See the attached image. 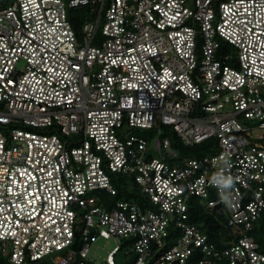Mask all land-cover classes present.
I'll list each match as a JSON object with an SVG mask.
<instances>
[{
	"label": "built area",
	"instance_id": "built-area-1",
	"mask_svg": "<svg viewBox=\"0 0 264 264\" xmlns=\"http://www.w3.org/2000/svg\"><path fill=\"white\" fill-rule=\"evenodd\" d=\"M188 1L0 0L3 264H90L97 239L115 243L97 264L128 241L134 264H264L249 235L264 210V0ZM161 127L215 149L177 159L166 137L132 133ZM113 174L145 202L99 205ZM190 199L230 246L189 221Z\"/></svg>",
	"mask_w": 264,
	"mask_h": 264
},
{
	"label": "trees",
	"instance_id": "trees-1",
	"mask_svg": "<svg viewBox=\"0 0 264 264\" xmlns=\"http://www.w3.org/2000/svg\"><path fill=\"white\" fill-rule=\"evenodd\" d=\"M82 12L83 11L81 10L76 11V13L75 11L68 12V18L73 26V29L76 32L78 31V25L82 23V21L79 20V16L80 14H82ZM148 132L150 135L152 134L151 130H149ZM167 138L170 142V148L173 149L178 155L177 159H180L182 157L197 159L213 153L215 149L214 138H210L198 145H194L191 147L183 146L172 131L168 133ZM172 161H174V159ZM112 183L114 188L116 189V194L111 196L102 192H98L97 196L100 198L99 205L108 207L109 205H113L118 201H131L137 203L138 205H141V202H145L144 197L139 193L130 177L113 174ZM188 214L189 221L207 237V239L215 246L216 249L223 250L224 248L230 246L231 242L235 241V238L233 237L235 234L234 231L225 226V223L223 222L222 218L217 215L216 211L206 208L197 199H190ZM169 235L171 238L170 240L172 241L178 235V231L170 228ZM249 235L254 239L255 243L258 246V250L264 251V210L261 213L259 219L254 223L252 230H250L249 232ZM165 250H167L166 246L162 249V251ZM120 252H123V254L127 256V259L124 263H120L115 259V256ZM156 252L157 251L153 249V253L155 254ZM153 253L151 256V261L154 259ZM136 257L137 254L134 252V250H132V248L129 247V241L122 242L118 251L113 256V261L114 264H134L136 261ZM191 260H193L192 264H194L196 258L192 257ZM3 263H5V258L0 254V264ZM90 264L97 263L93 261Z\"/></svg>",
	"mask_w": 264,
	"mask_h": 264
},
{
	"label": "rangeland",
	"instance_id": "rangeland-1",
	"mask_svg": "<svg viewBox=\"0 0 264 264\" xmlns=\"http://www.w3.org/2000/svg\"><path fill=\"white\" fill-rule=\"evenodd\" d=\"M192 0H189L188 1V4L190 5ZM9 3H2L0 5V8H4L8 5ZM21 66V64H20ZM242 124L246 125V126H251L252 123L250 122H247V121H243L241 120L240 121ZM136 130V129H135ZM133 130L132 133L135 134V135H139L141 137H143L144 139H146L148 141V143L150 144V146L152 145V143L159 137L160 139L162 137H168V133L170 132L168 129H166L165 127H162L161 128V133L160 135L158 136L157 135V130L154 129L152 131V134L150 135L149 134V130ZM135 131V132H134ZM168 139V138H167ZM173 150V149H172ZM175 152V151H174ZM176 153V152H175ZM152 156L153 157H158V154L156 151H152ZM92 196H95V195H98V192L95 193H91ZM203 203V202H202ZM115 246V243L112 241V239H108V240H103V239H97L91 246L90 248V251H89V256H91L94 261L96 263H99V262H103V260L105 259L107 253H109ZM115 259L116 261L120 262V263H124L127 259V256H125L123 254V252H120L118 253L116 256H115Z\"/></svg>",
	"mask_w": 264,
	"mask_h": 264
},
{
	"label": "clouds",
	"instance_id": "clouds-1",
	"mask_svg": "<svg viewBox=\"0 0 264 264\" xmlns=\"http://www.w3.org/2000/svg\"><path fill=\"white\" fill-rule=\"evenodd\" d=\"M216 182L218 184H220L222 187H225V188H231L232 185H233V181L231 178L229 177H225L223 176L222 173H217L216 174ZM222 199L225 201V202H228V196L227 195H222Z\"/></svg>",
	"mask_w": 264,
	"mask_h": 264
}]
</instances>
